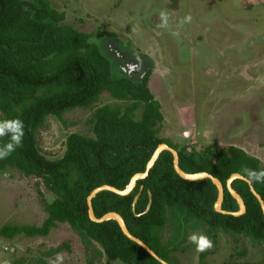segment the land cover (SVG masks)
I'll list each match as a JSON object with an SVG mask.
<instances>
[{
	"label": "trees",
	"instance_id": "trees-1",
	"mask_svg": "<svg viewBox=\"0 0 264 264\" xmlns=\"http://www.w3.org/2000/svg\"><path fill=\"white\" fill-rule=\"evenodd\" d=\"M94 36L112 34L96 32ZM90 38L65 25L64 15L46 0H0V119L20 118L25 133L22 146L0 161V171L14 169L34 180L35 186L41 183L53 196L45 203L47 218L40 227L3 226L0 237H45L55 224L65 223L84 244L98 245L106 264H159L126 239L114 221L96 224L88 219L86 198L92 190L103 185L124 190L132 176L145 171L160 144L177 152L182 172L207 173L224 188L231 175L246 178L244 169L262 168L256 158L233 146L219 149L211 144L204 155H197L159 138L163 117L147 79L133 84L112 77L108 60ZM104 93L125 105L97 108L89 120L92 137L69 134L63 156L55 161L45 159L37 148L36 134L46 118L90 108ZM251 185L264 202V184ZM231 187L245 205V214L238 218L215 213L216 189L210 181L181 180L173 171L171 155L163 152L148 177L138 181L128 196L102 192L92 200V212L97 219L117 213L133 237L161 260L178 264L172 253L178 248L181 231L187 229L205 228L212 238L222 232L264 243V219L248 185L236 180ZM148 194L151 207L143 215ZM222 210H238L225 189ZM168 223L173 224L174 233L162 243ZM206 256L207 252L200 254V264Z\"/></svg>",
	"mask_w": 264,
	"mask_h": 264
},
{
	"label": "rangeland",
	"instance_id": "rangeland-1",
	"mask_svg": "<svg viewBox=\"0 0 264 264\" xmlns=\"http://www.w3.org/2000/svg\"><path fill=\"white\" fill-rule=\"evenodd\" d=\"M46 1L64 15L65 25L91 36L89 42L97 43L96 32L109 33L152 62L147 87L159 103L163 117L159 138L197 155H204L211 144L219 149L233 146L256 158L264 169V38L262 34L261 38L254 37L257 42L248 44L252 47L242 61H238L234 51L223 52L220 47L223 21L242 22L249 28L258 26L264 21V3L190 0L184 11L185 16L191 17L190 22L184 23L185 16L179 15L181 25L177 27L171 25L174 4L164 3L168 8L164 9L159 0ZM162 11L169 15L167 29L158 26ZM175 33L179 39L188 35L183 42L187 45L196 44L195 35L199 33L206 47H198L202 49L199 56L193 50L195 47L182 51ZM235 38L236 33H232L231 39ZM116 105L125 104L104 93L90 108H76L60 118H46L36 134L39 153L49 161L59 160L69 134L92 137L89 120L93 112L102 106ZM52 200L41 183L35 186L34 180L14 169L0 171V229L40 227L47 218L45 203ZM174 229L173 224L166 225L162 243L171 239ZM192 234L207 236L212 247L198 251L188 240ZM176 244L178 248L172 255L178 264H200L203 252H207L204 264L264 263V243L243 236L218 232L212 238L205 228L187 229L181 231ZM58 252L64 255V264H106L100 247L92 242L84 244L78 232L65 223L55 224L45 237H0V264H48L49 258Z\"/></svg>",
	"mask_w": 264,
	"mask_h": 264
},
{
	"label": "flooded vegetation",
	"instance_id": "flooded-vegetation-1",
	"mask_svg": "<svg viewBox=\"0 0 264 264\" xmlns=\"http://www.w3.org/2000/svg\"><path fill=\"white\" fill-rule=\"evenodd\" d=\"M163 3V8L168 9L165 7L164 3L174 4V8L171 9L172 14L175 16L171 21L173 23L171 25L179 27L181 25V21L178 19L179 15L185 16L184 13L186 9V5L190 0H159ZM240 5L246 4H257V2L264 3V0H237ZM200 0L194 1V3H199ZM181 4V5H180ZM185 4V5H184ZM184 5V6H183ZM193 8V4H192ZM161 12H159L160 14ZM222 20L221 18L219 19ZM256 24V23H255ZM224 31L221 32V42L220 47L223 52L229 50L233 53H237L238 61H242L244 57L248 56V50L252 47H247L248 44H252L257 42V38L260 37L261 34L264 38V21L258 23L257 25H252V27H247L249 25L243 24L242 22H227L223 21L222 23ZM207 24L205 23L206 28ZM167 29V28H165ZM188 29V28H187ZM207 29V28H206ZM195 30V29H191ZM251 31V34L248 33ZM236 33V38L231 39V34ZM188 34V33H187ZM173 36L176 37L178 40V45L182 51L186 49H190V47H195V53L199 56L201 54V50L198 47H206V43L203 41V36L199 33L195 35L196 44L194 45H187V43H183L184 39L188 35H185L184 38L179 39L178 33H175ZM197 36V37H196ZM204 43V44H203ZM259 43V42H258ZM96 46L102 52V54L106 57L109 62L111 75L112 77L119 79V80H126L133 84L142 83L145 79H148L151 71L153 70L152 62L145 56L134 53L129 46L124 45L121 41L116 39L113 35L112 36H102L97 40ZM104 46L106 48H104ZM104 49V50H103ZM248 51V52H247ZM221 55L222 52L220 51ZM216 70V69H212Z\"/></svg>",
	"mask_w": 264,
	"mask_h": 264
},
{
	"label": "water",
	"instance_id": "water-1",
	"mask_svg": "<svg viewBox=\"0 0 264 264\" xmlns=\"http://www.w3.org/2000/svg\"><path fill=\"white\" fill-rule=\"evenodd\" d=\"M101 54H102V52H101ZM163 152H168L171 155L173 171L181 180H183L185 182H190V183L191 182H197V181H204V180L210 181V183L216 189V200H215L214 205H213V210L215 213L225 215V216H231L234 218L241 217L245 214V205H244L242 198L231 187L232 183L234 181L238 180V181H242L248 185L249 191L252 194V196L255 198V200L257 201L259 208H260V211H261V214H262V217L264 219V202H263L262 198L257 194V192L253 189L252 185L248 183L246 178L242 177L239 174H233L226 180L225 188H224L218 179L214 178L213 176H211L207 173L202 172V173H196V174H186V173L182 172L179 168V165H178L179 164V157H178L177 152L165 144H160L156 147V149L154 150L152 156L150 157V159L146 165L145 171L143 173H137L134 176H132V178L130 179L128 185L126 186V188L124 190L120 191V190H117V189L110 187L108 185H103L101 187H98V188L92 190L90 192V194L88 195V197L86 198L88 219L91 222L96 223V224H100V223H103V222H106L109 220L114 221L117 224L120 232L122 233V235L126 239H128L130 242H132V243L136 244L138 247H140L145 253H147L151 258H153L157 263L168 264L165 261L161 260L142 241L133 237L127 231L123 219L117 213L110 212V213L103 215L101 218L97 219L93 216V212H92V200L98 194H100L102 192H108L110 194H113V195H116L119 197L128 196L135 189L138 181L143 180V179L148 177L149 171L154 166L157 159L159 158V156ZM224 189L226 190V192L229 194V196L237 204L238 210L236 212H227V211L222 210ZM137 199H138V195H136L134 197L133 202H132V211L133 212H134V208H135V204L137 202ZM150 207H151V196H150V194H148V202H147L146 208L142 214L143 215L147 214L148 211L150 210Z\"/></svg>",
	"mask_w": 264,
	"mask_h": 264
},
{
	"label": "clouds",
	"instance_id": "clouds-1",
	"mask_svg": "<svg viewBox=\"0 0 264 264\" xmlns=\"http://www.w3.org/2000/svg\"><path fill=\"white\" fill-rule=\"evenodd\" d=\"M159 27L165 29L169 24V15L167 12L160 13ZM191 17L185 16L184 23L190 22ZM24 123L20 118L0 119V161L9 158L19 147L22 146L24 137ZM249 184H264V169L262 170H243ZM191 244L196 246L198 251H204L212 247V241L203 234H192L188 237ZM48 264H64V255L56 253L54 258H49Z\"/></svg>",
	"mask_w": 264,
	"mask_h": 264
}]
</instances>
